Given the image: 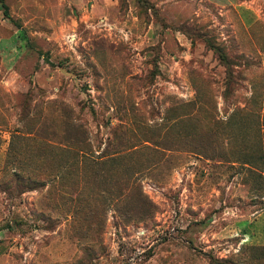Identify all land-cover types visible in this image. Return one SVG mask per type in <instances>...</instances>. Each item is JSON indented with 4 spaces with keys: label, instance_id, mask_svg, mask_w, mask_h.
<instances>
[{
    "label": "rangeland",
    "instance_id": "1",
    "mask_svg": "<svg viewBox=\"0 0 264 264\" xmlns=\"http://www.w3.org/2000/svg\"><path fill=\"white\" fill-rule=\"evenodd\" d=\"M70 3L0 0V264H264V0Z\"/></svg>",
    "mask_w": 264,
    "mask_h": 264
},
{
    "label": "built area",
    "instance_id": "2",
    "mask_svg": "<svg viewBox=\"0 0 264 264\" xmlns=\"http://www.w3.org/2000/svg\"><path fill=\"white\" fill-rule=\"evenodd\" d=\"M97 25H101V26H108V27H112L113 25L111 23H109L108 21H106L105 19L103 18H100L98 21H97ZM122 33H123V37L125 39H128L129 36H128V32L125 31L124 29L123 30H120ZM66 42L73 46L76 42H77V35L74 33V34H68L67 37H66Z\"/></svg>",
    "mask_w": 264,
    "mask_h": 264
},
{
    "label": "crops",
    "instance_id": "3",
    "mask_svg": "<svg viewBox=\"0 0 264 264\" xmlns=\"http://www.w3.org/2000/svg\"><path fill=\"white\" fill-rule=\"evenodd\" d=\"M61 1H62V3H63L64 7H66L67 4L71 5L70 1L73 3V0H61ZM67 1H68V2H67ZM81 18H82V16H81ZM81 18H80V19H81Z\"/></svg>",
    "mask_w": 264,
    "mask_h": 264
}]
</instances>
